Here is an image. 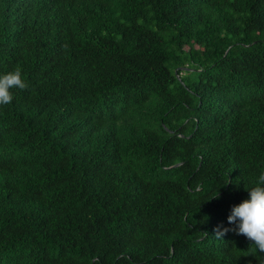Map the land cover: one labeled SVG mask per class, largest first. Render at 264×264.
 <instances>
[{
	"label": "trees",
	"instance_id": "16d2710c",
	"mask_svg": "<svg viewBox=\"0 0 264 264\" xmlns=\"http://www.w3.org/2000/svg\"><path fill=\"white\" fill-rule=\"evenodd\" d=\"M0 264H264L231 228L264 172V0H0Z\"/></svg>",
	"mask_w": 264,
	"mask_h": 264
},
{
	"label": "clouds",
	"instance_id": "9594fccd",
	"mask_svg": "<svg viewBox=\"0 0 264 264\" xmlns=\"http://www.w3.org/2000/svg\"><path fill=\"white\" fill-rule=\"evenodd\" d=\"M25 87L26 82L19 68L0 74V106L12 102V90ZM246 191L248 197L233 205L227 217L228 224L233 227H218L217 236L233 231L252 241L257 253H264V172L257 176L253 186Z\"/></svg>",
	"mask_w": 264,
	"mask_h": 264
}]
</instances>
